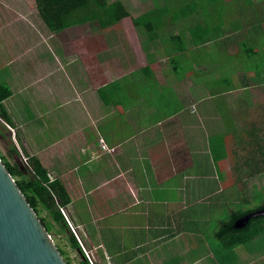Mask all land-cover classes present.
<instances>
[{"label":"crops","instance_id":"obj_1","mask_svg":"<svg viewBox=\"0 0 264 264\" xmlns=\"http://www.w3.org/2000/svg\"><path fill=\"white\" fill-rule=\"evenodd\" d=\"M121 1L117 25L54 33L36 0H0L10 152L63 184L89 264L264 263L258 238L217 237L264 190V0H178L197 8L146 45L133 18L173 2Z\"/></svg>","mask_w":264,"mask_h":264},{"label":"trees","instance_id":"obj_2","mask_svg":"<svg viewBox=\"0 0 264 264\" xmlns=\"http://www.w3.org/2000/svg\"><path fill=\"white\" fill-rule=\"evenodd\" d=\"M39 14L54 33H59L66 28L91 23L98 28H108L117 25L122 20L132 17V13L124 1L116 0L109 3L107 0H36ZM171 6V5H170ZM169 3L164 6L146 11L141 16L133 18L138 32L147 39L142 43L146 45L158 38V30L166 26L167 17L175 16L178 19L188 16L197 7L180 8L177 14H171ZM180 7V6H179ZM175 38V37H174ZM181 38V37H176ZM203 44L207 42H202ZM10 97V91L0 86V105ZM0 121L10 125L4 110L0 106ZM0 129L12 138V133L4 124L0 123ZM11 152L20 155L14 143H11ZM28 163L22 168L18 163H10L0 155V160L16 181L27 201L36 212L48 234L52 237L58 251L66 264H70L69 254L74 253L78 258V264H89L83 251L77 242L73 231L67 223V219L61 209H65L69 203V197L63 184L59 181H50L47 171L41 163L26 155ZM264 208V204L247 211L233 212L224 220L218 231L217 237L225 249L237 248L259 238L264 232V217L251 219L242 229H235L237 220L247 214ZM56 241L65 243L63 247L57 245Z\"/></svg>","mask_w":264,"mask_h":264},{"label":"water","instance_id":"obj_3","mask_svg":"<svg viewBox=\"0 0 264 264\" xmlns=\"http://www.w3.org/2000/svg\"><path fill=\"white\" fill-rule=\"evenodd\" d=\"M264 208L234 224L244 228ZM85 256V255H84ZM86 260V256L84 257ZM0 264H66L52 237L0 160Z\"/></svg>","mask_w":264,"mask_h":264},{"label":"rangeland","instance_id":"obj_4","mask_svg":"<svg viewBox=\"0 0 264 264\" xmlns=\"http://www.w3.org/2000/svg\"><path fill=\"white\" fill-rule=\"evenodd\" d=\"M141 1L146 2L145 0H141ZM151 1L153 3H155V2L159 3V1H162V0H151ZM171 1L173 2V5H171V6L169 5L170 9H171V14H177L180 10L179 2H178V0H171ZM202 1H204V0H192V1L187 0V2L189 4H194V5H198V3L202 2ZM247 2H248V0H234V2H232L231 4L228 5L229 7L227 9H228V11L232 10L231 14H233V12H235V11L238 12L240 10V8H242L244 6L247 8L248 7ZM155 6L159 7V5H155ZM131 7H132L131 10H133V12H135V13H137L136 12L137 10H141V8H142L141 7L140 9H137L138 7H140V5H137L136 2L134 3V0H131ZM198 7L200 9L199 5H198ZM143 8H145V7H143ZM237 23H234L233 25H235L236 27H239ZM239 24H241V22ZM8 139H9L8 134L0 129V155H2V156H7L8 152L11 153L10 152V143H9L10 141ZM7 149H9L8 152H7ZM11 154H14V153L12 152ZM25 160H26V156L13 155V162L18 163L22 168H24L27 164ZM250 201H251L252 206L250 205V203L244 204V206L247 209H250V208L253 209L255 207L263 205L264 204V190H262V192H260V195H258V197H256V198L252 197V199H250ZM263 224H264V222H263ZM258 239H259L258 244H259L261 251H262V250H264V232H263V235H261ZM56 243H57V245H60L61 247H63V245L65 244L63 242L60 243L58 241H56ZM69 260H70V264H78V258L76 257V255L74 253L69 254ZM261 264H264V263H261Z\"/></svg>","mask_w":264,"mask_h":264},{"label":"built area","instance_id":"obj_5","mask_svg":"<svg viewBox=\"0 0 264 264\" xmlns=\"http://www.w3.org/2000/svg\"><path fill=\"white\" fill-rule=\"evenodd\" d=\"M100 145H101V147H102V149L103 150H105V151H113V150H111V149H109L108 147H107V145H105V143L103 142V141H101L100 142ZM26 163H28V159L26 158ZM62 210V212H63V209H61ZM72 229V228H71ZM82 249V248H81ZM83 251V250H82ZM83 254L86 256V258H87V260L89 261V258H88V255L83 251Z\"/></svg>","mask_w":264,"mask_h":264}]
</instances>
